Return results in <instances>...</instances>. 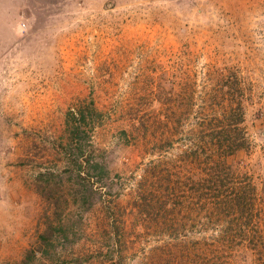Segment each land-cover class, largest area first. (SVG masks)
<instances>
[{
    "label": "rangeland",
    "instance_id": "rangeland-1",
    "mask_svg": "<svg viewBox=\"0 0 264 264\" xmlns=\"http://www.w3.org/2000/svg\"><path fill=\"white\" fill-rule=\"evenodd\" d=\"M227 78L247 132L228 159L263 197L264 0H0V264H264L257 217L179 183L206 176L187 138L230 121ZM84 99L103 113L89 181L65 154Z\"/></svg>",
    "mask_w": 264,
    "mask_h": 264
},
{
    "label": "trees",
    "instance_id": "trees-1",
    "mask_svg": "<svg viewBox=\"0 0 264 264\" xmlns=\"http://www.w3.org/2000/svg\"><path fill=\"white\" fill-rule=\"evenodd\" d=\"M227 78L225 87L229 86V83L235 82L233 78ZM234 83V88L229 87L228 92L231 93V101L237 102L235 105H230L229 110L224 114L230 121L226 125L215 124L214 120H210V124H206L204 130L194 132V136L187 138L191 145H195L194 148H188L187 150L189 159L194 160L196 163L201 161V158L206 159V165H204L206 176H201V173L196 171L192 173L189 170V174L183 175V179L179 178V183L188 186L185 188V194L190 191L194 195L188 196L189 199L199 200L200 207H207L206 212L214 217L225 220L229 218V221H251L257 217L258 224H264V196L259 197L255 186L252 184L251 179L243 175L237 174L233 164L229 161V156L236 152L243 150L247 145V132L244 128L240 127L239 123L243 122L242 106L237 101L239 99L236 95V90L239 87V83ZM168 98L174 100V94L168 95ZM232 103V102H231ZM73 125L70 128L71 139L76 140L75 153L67 151L65 154L71 158V162L74 165L73 168L67 170L71 175H76L84 180L93 179V175H104V168L100 165V162L96 160L95 155L89 150L93 147L91 142H88L90 132L96 125H101L103 113L99 110L94 100H83L80 106L73 109ZM215 119V118H214ZM226 120V118H225ZM89 127V128H88ZM95 129V128H93ZM198 134L202 135L199 137ZM196 136V137H195ZM166 145H171V140L165 142ZM192 145V146H193ZM160 144L158 148H160ZM206 154V156H204ZM185 156V154H183ZM192 160V162H193ZM185 168H187L185 166ZM188 169V168H187ZM167 172L170 171L167 169ZM53 175L51 171L47 173ZM154 180L148 184L149 188H154ZM151 191V190H150ZM205 200V203L202 202ZM236 222V223H237ZM238 224V223H237ZM263 238V236H262ZM262 243V242H261ZM254 248L257 255L264 253V247L256 243ZM113 261V260H111ZM113 264V263H111Z\"/></svg>",
    "mask_w": 264,
    "mask_h": 264
}]
</instances>
